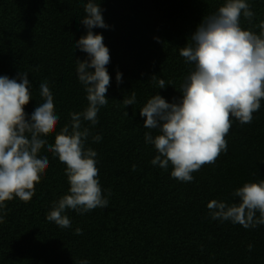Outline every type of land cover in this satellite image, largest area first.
Returning a JSON list of instances; mask_svg holds the SVG:
<instances>
[{
	"label": "trees",
	"instance_id": "trees-1",
	"mask_svg": "<svg viewBox=\"0 0 264 264\" xmlns=\"http://www.w3.org/2000/svg\"><path fill=\"white\" fill-rule=\"evenodd\" d=\"M224 2L97 0L108 28L93 31L103 36L110 51L106 67L111 82L98 123L82 122V128L90 130L84 146L97 153L98 179L108 207L84 214L66 210L70 228L49 222L47 214L70 185L65 165L47 147L41 149L38 155L47 156L49 167L35 195L29 202L14 198L0 211V264H264V225L245 229L213 220L207 208L212 200L238 203L233 195L238 188L264 180V100L251 124L233 119L227 152L194 172L187 183L171 177V164L165 170L151 163L158 152L145 142V132L153 137L159 133L145 129L140 115L154 95L168 103L180 101L181 85L194 70L180 49ZM246 2L254 16L251 21L242 16L241 27L259 34L264 0ZM86 3L0 0V76L18 79L28 73L29 119L44 102L40 84L47 82L59 116L56 134L70 124V113L88 107L76 71L78 60H88L76 47L88 32L82 23ZM153 76L163 79L165 88L151 81ZM133 92L136 102L125 106L123 100ZM56 134L46 138L49 144L54 145ZM96 135L102 137L99 142H93ZM77 228L82 234H76Z\"/></svg>",
	"mask_w": 264,
	"mask_h": 264
},
{
	"label": "clouds",
	"instance_id": "clouds-1",
	"mask_svg": "<svg viewBox=\"0 0 264 264\" xmlns=\"http://www.w3.org/2000/svg\"><path fill=\"white\" fill-rule=\"evenodd\" d=\"M84 12L87 15L82 23L88 32L76 47L87 54L88 60H78L76 71L85 86L88 107L70 113V124H65L58 134L59 116L47 82L40 84L44 102L29 119L25 112L32 99L28 73L22 72L18 79L0 76V211L14 198L31 201L35 186L49 167L47 156L38 155L47 147L65 165L70 188L68 194L54 202L46 219L64 229L71 227L66 210L84 214L97 208L106 209L109 204L98 179L97 153L84 146L90 130L82 128V122L95 126L100 108L108 103L106 94L111 77L106 66L111 60L110 51L103 36L93 31L107 29L108 25L97 0H87ZM242 16L249 21L254 16L246 0H225L216 12L207 15L190 43L180 49L185 61L194 65L181 85L180 101L168 103L160 95H154L140 110L145 118L144 128L159 133L153 137L145 132V142L154 145L158 152L151 163L165 170L171 164V177L178 181L192 182L194 172L214 164L221 153H226V137L233 119L251 124L253 114L264 100V22L256 34L242 29ZM116 80L122 83L121 73H117ZM151 81L160 89L165 88L163 79L153 76ZM135 102L134 92L123 100L125 106ZM53 134H56L54 145L46 139ZM101 139L96 135L93 142ZM233 195L239 198L238 203L229 205L217 200L208 203L213 220L231 221L245 229L264 225V180L245 183ZM75 232L82 234L80 228ZM251 248L249 245V251ZM80 264L89 262L83 260Z\"/></svg>",
	"mask_w": 264,
	"mask_h": 264
}]
</instances>
